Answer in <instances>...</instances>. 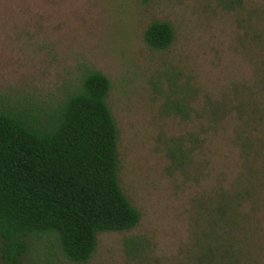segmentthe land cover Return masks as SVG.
<instances>
[{
	"label": "rangeland",
	"instance_id": "374dc122",
	"mask_svg": "<svg viewBox=\"0 0 264 264\" xmlns=\"http://www.w3.org/2000/svg\"><path fill=\"white\" fill-rule=\"evenodd\" d=\"M259 5L264 0H0V105L50 110L88 70L104 73L120 185L141 214L130 230L100 233L86 262L62 259L44 237L33 239L30 257L46 264L188 261L202 240L206 197L240 161L226 140L238 119L235 103H246L242 113L264 112L254 83L264 59ZM154 20L173 26L167 49L144 41ZM216 102L230 109L222 118L228 124L179 166L168 149L198 132ZM256 222L264 239V183Z\"/></svg>",
	"mask_w": 264,
	"mask_h": 264
},
{
	"label": "trees",
	"instance_id": "16d2710c",
	"mask_svg": "<svg viewBox=\"0 0 264 264\" xmlns=\"http://www.w3.org/2000/svg\"><path fill=\"white\" fill-rule=\"evenodd\" d=\"M259 7L256 21L261 24L264 5ZM143 38L151 48L167 49L174 40L173 26L154 20ZM257 40L262 46L264 39ZM258 49L264 52V46ZM261 68L264 59L254 75L264 93ZM109 90L104 73L88 70L53 109L0 105L2 264H46L29 256L33 239L41 237L62 259L83 263L94 253L100 233L138 224L141 214L119 181L118 131L107 103ZM224 104L211 106L198 132L174 140L168 152L179 166L190 163L207 140L211 144L225 129L228 123L222 118L231 111ZM176 106L181 111L185 105ZM245 107L242 100L235 103L236 127L226 136L240 161L221 174L222 181L206 197L202 240L185 264H264V239L256 222L264 183V112L253 108L242 113Z\"/></svg>",
	"mask_w": 264,
	"mask_h": 264
}]
</instances>
